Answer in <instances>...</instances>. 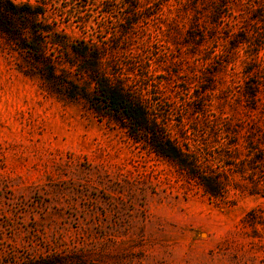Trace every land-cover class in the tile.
<instances>
[{
	"label": "rangeland",
	"instance_id": "obj_1",
	"mask_svg": "<svg viewBox=\"0 0 264 264\" xmlns=\"http://www.w3.org/2000/svg\"><path fill=\"white\" fill-rule=\"evenodd\" d=\"M6 1L42 6L64 46L36 62L0 34V264H264V163L248 149L264 108L243 92L264 77V0ZM80 43L103 49L170 140L201 147L195 172L224 179L220 199L65 97L91 89L65 63Z\"/></svg>",
	"mask_w": 264,
	"mask_h": 264
},
{
	"label": "trees",
	"instance_id": "obj_2",
	"mask_svg": "<svg viewBox=\"0 0 264 264\" xmlns=\"http://www.w3.org/2000/svg\"><path fill=\"white\" fill-rule=\"evenodd\" d=\"M123 1L129 5H134L140 0ZM224 6L227 7L225 3ZM261 10V14L255 18H260V21L264 23V9ZM44 16L42 6H16L6 0H0V34L5 36L8 41L15 42L18 49H28L38 62L42 60L44 45L47 42L57 48L64 46L59 37L54 35L52 29L44 25ZM28 37L30 40L26 42ZM239 41V43H243L246 40L240 35ZM69 47L72 59L65 61L68 69L77 71L79 76L86 77L89 85H91L90 90L71 85L65 95L70 102L82 101L95 117L100 120L113 121L125 130L127 136L134 142L143 144L154 154L175 163L197 180L210 198L220 199L223 196V178L207 171L195 172V168L201 167V155L199 153L201 147H184L180 143L170 140L159 128V121L153 107L147 106L142 95L129 90L118 75L110 73L109 59L102 48L94 43L89 45L80 43ZM261 49L263 48L260 47L254 55L257 62H264V55L259 54ZM75 59L76 61H74ZM47 62L49 65H46L44 79L47 82H53L59 78V75L56 74L57 67L54 63ZM262 70L264 71V68ZM246 73L252 74V69ZM262 91L264 92V77L244 88L245 97L253 104L251 109L255 110L257 105L261 106L262 109L264 108L263 99L259 96ZM255 133L256 131L251 132L252 143L248 149L252 161L263 164L264 135L255 138ZM248 145L250 146L249 142ZM244 169V167L241 168V170ZM261 173L264 175V166H262ZM256 188L254 186V189ZM251 192L250 194H257L254 191ZM245 220L250 225H254L257 220L254 211L249 212Z\"/></svg>",
	"mask_w": 264,
	"mask_h": 264
}]
</instances>
